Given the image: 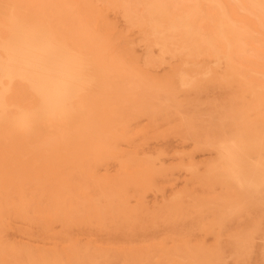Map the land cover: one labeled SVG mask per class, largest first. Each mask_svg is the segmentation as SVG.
<instances>
[{
	"label": "bare ground",
	"instance_id": "bare-ground-1",
	"mask_svg": "<svg viewBox=\"0 0 264 264\" xmlns=\"http://www.w3.org/2000/svg\"><path fill=\"white\" fill-rule=\"evenodd\" d=\"M176 1L0 0V264H110L112 258L157 264L146 263L156 244L80 243L69 235L73 226L91 221L95 230L117 229L141 213L125 204L124 188L146 187L154 166L149 161V168L127 172L130 159L116 142L132 141L128 125L137 117L152 122L182 112L187 103L175 101L177 92L199 90L215 77L176 76L171 66L170 74L156 78L127 64L135 62L132 47L117 44L120 36L105 10L136 28L148 49L175 55L180 66L222 68L223 81L233 77L247 92L236 100L247 98L264 110V83L253 86L244 75L257 73L264 82V0H188L174 7ZM247 46L259 54L263 71L242 64L246 55L235 59ZM256 113L237 108L226 116L228 125L208 120L203 132L202 144L214 151L211 179L232 192L221 201L230 208L225 217L240 213L248 222L227 233L233 264L249 261L254 246L264 264V115ZM192 118L180 122V132L195 128ZM116 156L119 174L111 184L91 176L93 166ZM85 165L92 166L84 168L88 175ZM173 204L190 209L184 201ZM9 217L27 224L21 230L26 235L57 241L46 247L8 243L3 231ZM215 229L203 228L213 235L211 246L181 237L169 248L150 249L170 255L168 264H223L221 228ZM257 234L262 242L255 245Z\"/></svg>",
	"mask_w": 264,
	"mask_h": 264
},
{
	"label": "rangeland",
	"instance_id": "rangeland-1",
	"mask_svg": "<svg viewBox=\"0 0 264 264\" xmlns=\"http://www.w3.org/2000/svg\"><path fill=\"white\" fill-rule=\"evenodd\" d=\"M187 1L177 0L174 7H180ZM104 14L120 36L116 40L117 44L120 43L121 47L125 45L132 47L131 57H134L135 62L127 64L136 65L138 69L143 72L148 71V75L156 78L170 74L173 71L171 68L176 66L174 71L176 76L184 72L201 78L214 76L215 81L202 84L199 90L188 89L177 92L175 101L187 103L184 104L182 112H171L166 117L157 116L151 120L152 122H149L145 116H140L129 123L128 128L133 133L132 141L129 143L119 141L115 144L116 150L123 154L127 153V158L130 159L127 160L126 166L128 165L127 168L131 169L127 172L137 174L138 168L150 167L149 161L154 166L152 176L143 180L146 187L131 184L124 188L125 204L129 208L141 210V213L133 215L134 218L131 217L127 224L117 229L106 226L104 230H95L92 228L95 226L94 221L82 226H73L69 235L71 240L80 243H85L87 240L101 244L114 243L122 247L156 244L149 247V259L146 263L168 264L170 255H161L159 251L150 248L153 246L169 248L178 243L181 237L191 243L198 241L205 246H211L214 242L213 235L205 233L203 228L211 226L215 229L220 226L219 244L224 258L223 264H233L232 249L226 245L227 233L244 227L248 222L240 217V213L225 217L230 208L228 205L222 206L221 201L226 194H232V192L225 190L222 184L211 179L209 169L213 164L214 151L211 147L202 144L203 132L209 126L208 120L224 123L222 125L224 127L229 124L226 122L229 112L242 108L250 115L256 111V115H264L263 106L247 98L242 99V102L236 100L240 94L247 92L237 85L238 82L233 77L225 78L223 81L221 76L225 71L222 68H213L210 63H205L202 69L191 64L180 66L175 55L162 56L155 49H148L137 29L129 27L120 14L111 9L105 10ZM255 46L259 49V45ZM243 55L246 56L242 58V64H256L253 68L259 72L263 71L257 66L259 64L257 58L260 56L256 50L247 46L246 50L235 59L239 62ZM127 57L124 56V59ZM148 61L157 64L146 65L145 62ZM244 72L245 70L241 71L242 74ZM244 75L253 86L264 83L258 79L257 73H245ZM229 97H232L234 101L229 100ZM170 103L172 102L164 100L169 112L173 108ZM213 108L216 112L212 111ZM187 116L193 117L195 128L180 132L179 124ZM218 116L221 121L217 118ZM224 132L226 133V129ZM91 167L85 165L83 169L88 170ZM118 174L119 159L117 156L96 164L91 171V176L99 180L103 178L101 182L107 184H111L110 181H114ZM88 184V191L91 192L93 190L91 180ZM83 189L86 190V187L83 186ZM177 201L186 202L190 209L186 210L181 205L180 210L175 208L173 203ZM7 224L3 231V238L8 243L46 247L51 242L57 241L54 237L42 238L26 235L21 230L26 229L27 224L13 217H9ZM54 228L55 231L59 230L58 224H55ZM254 242L255 245L262 242L259 234L255 236ZM257 248L258 246L253 247L249 261L242 264H262L258 261L257 253L254 251ZM110 264L129 263L119 258H112ZM214 264L222 263L219 261Z\"/></svg>",
	"mask_w": 264,
	"mask_h": 264
}]
</instances>
